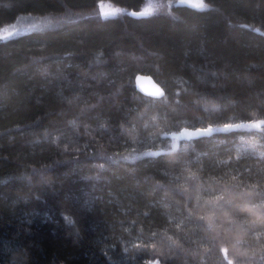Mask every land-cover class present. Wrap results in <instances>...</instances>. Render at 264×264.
I'll list each match as a JSON object with an SVG mask.
<instances>
[{"label":"trees","instance_id":"16d2710c","mask_svg":"<svg viewBox=\"0 0 264 264\" xmlns=\"http://www.w3.org/2000/svg\"><path fill=\"white\" fill-rule=\"evenodd\" d=\"M102 1L0 0V264H264V0Z\"/></svg>","mask_w":264,"mask_h":264},{"label":"water","instance_id":"95a60500","mask_svg":"<svg viewBox=\"0 0 264 264\" xmlns=\"http://www.w3.org/2000/svg\"><path fill=\"white\" fill-rule=\"evenodd\" d=\"M135 84L136 88L139 92L153 97H162L165 94V89L163 86L158 83L152 74L149 73H138L135 77ZM208 128H191V127H184L179 131H175L169 133L168 136L170 138H177L181 141H189L194 140L199 137L209 136L215 134L217 131L213 128L211 132L202 133V130Z\"/></svg>","mask_w":264,"mask_h":264},{"label":"rangeland","instance_id":"374dc122","mask_svg":"<svg viewBox=\"0 0 264 264\" xmlns=\"http://www.w3.org/2000/svg\"><path fill=\"white\" fill-rule=\"evenodd\" d=\"M166 4V6L164 5ZM164 6L168 9L170 6L169 2H164V0H147L145 5L143 6V9L139 12H135L136 15H148V14H152L156 11H160L164 9ZM100 8L102 10V14L105 15L107 13V15L105 16H117V15H122L123 12L125 11V9L123 7H118L116 5H114L112 2L109 1H102L100 3ZM163 8V9H162ZM165 8V9H166ZM159 9V10H156ZM164 9V10H165ZM251 126H257V124L252 123L250 124ZM257 128V127H256ZM243 140H245L246 144H243V147H254V140L249 138V137H245ZM173 144L175 146H177L178 144H180L179 141L175 140L173 142ZM149 264H161L158 260L155 261H151Z\"/></svg>","mask_w":264,"mask_h":264},{"label":"snow or ice","instance_id":"6c2138e0","mask_svg":"<svg viewBox=\"0 0 264 264\" xmlns=\"http://www.w3.org/2000/svg\"><path fill=\"white\" fill-rule=\"evenodd\" d=\"M185 2L188 4V6L194 8V9H206L208 7L207 4L204 3V0H185ZM107 15V13L105 14ZM60 21H49L47 26H54V24H59ZM260 125H264V121H260L259 124L257 125V127H260ZM230 127L229 125H226V128ZM212 129L208 128L205 130H202V133H208L211 132Z\"/></svg>","mask_w":264,"mask_h":264},{"label":"bare ground","instance_id":"6f19581e","mask_svg":"<svg viewBox=\"0 0 264 264\" xmlns=\"http://www.w3.org/2000/svg\"><path fill=\"white\" fill-rule=\"evenodd\" d=\"M164 5L166 6V4H164ZM165 6H164V9L166 8ZM162 9H163V8H162ZM164 9H163V11H164ZM156 10H159V9H156ZM163 11H162V12H163ZM162 12H161V11H159V12L156 11L155 13H162ZM166 12H167V8H166ZM197 128H198V127H197Z\"/></svg>","mask_w":264,"mask_h":264}]
</instances>
